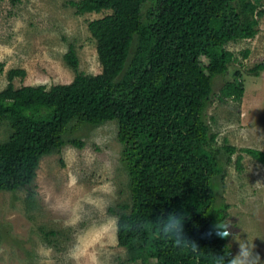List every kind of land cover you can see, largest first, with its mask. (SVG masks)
Listing matches in <instances>:
<instances>
[{
	"label": "trees",
	"instance_id": "1",
	"mask_svg": "<svg viewBox=\"0 0 264 264\" xmlns=\"http://www.w3.org/2000/svg\"><path fill=\"white\" fill-rule=\"evenodd\" d=\"M76 14L103 13L88 22L101 66L98 74L78 71L69 45L64 62L75 75L69 83L15 87L22 68L7 72L0 90V191L30 185L40 159L78 139L65 138L71 122L101 125L114 121L127 175L128 201L108 207L116 217L117 244L132 264H217L232 255L223 231L228 204L218 195L216 179L234 152L264 165V151L215 146L216 134L205 122L213 93L212 78L236 60L225 48L249 39L264 17L263 0H68ZM264 62L249 72L258 75ZM220 88V99L240 102V72ZM239 154L236 158L240 169ZM183 217L184 236L199 253L181 250L154 235L161 216ZM150 225L152 228H145Z\"/></svg>",
	"mask_w": 264,
	"mask_h": 264
},
{
	"label": "rangeland",
	"instance_id": "2",
	"mask_svg": "<svg viewBox=\"0 0 264 264\" xmlns=\"http://www.w3.org/2000/svg\"><path fill=\"white\" fill-rule=\"evenodd\" d=\"M103 15L76 14L68 0H0V90L12 68L25 70L24 77L13 78L15 87L71 82L75 72L63 60L69 45L76 50L78 71L100 73L88 22ZM225 48L236 60L225 74L212 78L205 122L216 134L215 146L227 143L264 151V70L248 74L264 62V17L254 37L230 41ZM236 69L244 86L240 102L220 99V88L233 80ZM68 126L65 138L80 140L81 148L66 144L43 156L30 185L0 191V264H41L37 251L45 248L51 249V264H65L74 244L82 253H95L102 264H132L117 244L116 217L108 212V207L129 198L117 125L107 121ZM8 134V126L2 124L0 141ZM225 169L216 186L229 206L224 227L230 232L226 237L232 255L238 250L236 240L248 238L264 261V165L236 151ZM89 199L93 203H87Z\"/></svg>",
	"mask_w": 264,
	"mask_h": 264
},
{
	"label": "clouds",
	"instance_id": "3",
	"mask_svg": "<svg viewBox=\"0 0 264 264\" xmlns=\"http://www.w3.org/2000/svg\"><path fill=\"white\" fill-rule=\"evenodd\" d=\"M87 203L91 204L93 201L89 199ZM182 219L183 217L177 216L174 213L169 214L166 218L161 216L153 229L154 235L162 239L171 240L174 247L181 250L190 249L191 252L198 254V246L184 236ZM113 225L118 230V221L114 219ZM144 227L152 228L150 225H144ZM219 227L223 228V231H217L216 233L219 237L224 238L230 235L228 229L218 225ZM236 241L238 244L237 252L228 257L218 256L217 264H264L259 253L255 251L253 240L241 238ZM37 254L42 258L41 264H51V249H38ZM65 264H102V262L95 253L90 255L82 253L79 245L74 244L66 253Z\"/></svg>",
	"mask_w": 264,
	"mask_h": 264
}]
</instances>
